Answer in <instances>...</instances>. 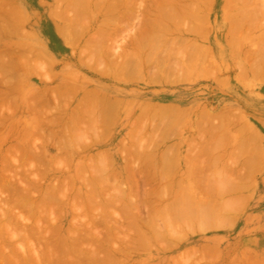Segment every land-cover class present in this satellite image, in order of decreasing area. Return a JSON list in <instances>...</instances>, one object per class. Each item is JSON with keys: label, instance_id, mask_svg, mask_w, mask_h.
Returning <instances> with one entry per match:
<instances>
[{"label": "rangeland", "instance_id": "374dc122", "mask_svg": "<svg viewBox=\"0 0 264 264\" xmlns=\"http://www.w3.org/2000/svg\"><path fill=\"white\" fill-rule=\"evenodd\" d=\"M96 1L100 6L101 0ZM108 1L112 7L117 8L116 3L119 2V5H124L118 6L122 21L117 17L120 14L110 18L103 16L101 7L93 8L85 15L89 21L85 16L83 18L86 29H74L79 33L83 30L80 37L76 35L75 38L72 30L74 40L70 37L67 40V36H64L65 28H68V21L77 13L69 10V6H63L66 11L62 7L57 9L61 1L0 0V264H111L112 258L116 260L113 264H264V83L258 74H253L254 71L260 74V67L264 66V17L259 15L264 8V0ZM124 1L128 6H125ZM203 1L204 5L201 3ZM71 7L75 8L74 5ZM56 9L61 13H54ZM242 9L248 13L240 14ZM184 12H187V16ZM232 12L252 26L248 25V30H242L240 34L231 37L228 26L234 17L230 15ZM124 13H128L125 18ZM163 14L166 19L169 15L168 19L171 16L176 18L175 23L169 20L168 26L164 24L166 30L170 24V27H179L177 33L171 32L169 28L167 35L161 37L162 41L157 44L160 43L161 48H164L169 46L170 41L174 47H186L192 50L191 58L188 59L184 53L185 60L182 59V62L173 58L172 54L166 55L165 51H162L163 54L159 50L155 51L159 53L158 60L146 58L142 62L153 80H149L150 76L141 75L127 78L125 84L97 74L108 68L112 56L119 55L118 50L120 54L125 51L131 55V38L142 18L152 16L165 19ZM190 14L194 15L191 19ZM118 18L123 25L120 23L121 28L110 31L108 40L104 41L107 42L102 48L103 54H107L105 58L97 53L93 55L89 48L95 43L99 25L104 22L114 24ZM191 25L201 27H194L200 33L188 34L186 27ZM61 30L65 31L62 32L64 37L61 36ZM86 42L90 45L88 49L84 47ZM194 47L198 48L194 49L198 53L193 50ZM112 49L115 53L111 52ZM88 59L94 65L91 62L89 65ZM95 66L100 69L97 70ZM177 66L179 71L174 69ZM172 70L175 72L170 75ZM183 71L191 75L187 76ZM156 72L159 76L154 74ZM87 92L91 95L88 96ZM98 93L107 97L103 99L107 107L110 104L116 106V121L111 122V119L112 124H100V113H94L97 122L93 120L94 110L91 105L96 106L97 113L98 107H106L100 101V105L91 101ZM85 96L89 97L88 101ZM85 101L88 103L85 104ZM155 103L170 104L176 111L182 110V115L187 114L184 115L186 123L171 126L164 136L162 127L152 133L143 130L129 136L127 133L130 129L120 123L123 117L118 114L119 111H137L138 108ZM112 111L109 112L112 114ZM105 117L102 115V119ZM149 126L155 127L154 124ZM201 127H206L209 132ZM135 154L148 155L158 160L166 154V160L170 159L168 163L174 169L171 168L172 171L167 173L176 176L172 178L167 173L164 176L167 175L170 183L171 180L175 183L171 206L175 212L179 209L177 211L187 220L185 223L180 222L181 219L176 220L178 226L174 227L182 228V232L181 229H175L176 233H172L176 237L172 236V231L161 229V232V227L156 226L159 228L156 234H163L161 237L153 234L159 238L155 240L149 231V225L154 219L149 220L150 223L147 221L149 206L144 202L153 182L150 183L144 177H147L148 167L141 168L142 160L146 158ZM20 159H23L21 163ZM195 160L197 163H194ZM202 163L204 169L196 173L198 179L190 183L192 189L198 192V198L190 204L183 194L189 188L185 177L187 166L196 170ZM174 166H177V174L174 173ZM244 175L249 176L245 178ZM164 176L162 178L166 179ZM177 182L184 188L176 187ZM238 187H242L238 193L227 194ZM95 190H100L102 194H90L88 200L87 195ZM127 193H131L132 197L126 196ZM106 195L113 198L115 203L105 206L109 208L105 213V224L100 219V213L103 204L108 201ZM18 196H21V200L17 205ZM91 201L96 206L91 208L96 209L97 214L89 209L93 206ZM129 203H134L135 208L139 207L138 212L132 208L142 226H137L139 230L136 231V228V232L134 229L126 230L128 224L120 221L123 218V207ZM2 204L10 205V211L5 212L8 207ZM11 204L15 207H11ZM90 222L94 228L88 226ZM112 226L115 229L120 226V232H116L118 229L111 231ZM94 230L102 235L105 242L108 238L112 244L107 245V242L104 245V241L99 243L89 240L87 232ZM106 230H110V233ZM28 231L32 232L31 236H25ZM141 231L144 235L147 233L145 238H151L150 242L143 238L144 243L140 240V244L133 243L134 235ZM27 236L30 240L25 238ZM76 237L81 239L77 241ZM127 239L129 242L134 240L132 246L131 242L127 244L132 247L128 246V250L125 244L128 243ZM179 239H182L181 242ZM89 243H92L91 247ZM97 243L101 245L100 250L99 247L96 248L98 250L94 248L95 253L92 248ZM70 245H73L72 248ZM133 245L135 248L141 245L146 250L136 248L135 252ZM74 246L77 250L82 246L78 250L80 253L75 251ZM48 249L50 251L47 253ZM123 251L128 256L120 253ZM107 252L112 253L110 259L107 258L109 255L106 257Z\"/></svg>", "mask_w": 264, "mask_h": 264}, {"label": "bare ground", "instance_id": "6f19581e", "mask_svg": "<svg viewBox=\"0 0 264 264\" xmlns=\"http://www.w3.org/2000/svg\"><path fill=\"white\" fill-rule=\"evenodd\" d=\"M56 1V0H55ZM59 1H61L60 2V4H62V6H60V4H59V7H57L56 6V8L57 9H59L60 7H62L63 8V6L64 7H66L67 8V6H69V10H72V11H74V13H77V14H75V18L73 17V19H70V21H68V24H67V27L68 28H65L66 29V32H65V34H64V36H67V40H68V37H70V38H76V35H80L82 32H83V30H82V32L81 33H79V32H75V30H78V31H81L80 29H86V27H85V24L83 25V23L84 22H82V21H84L83 20V18H84V16L86 15V13L87 14H89V10H91V9H93V8H97L98 9V7H101L99 10L100 11H102V14H103V16L105 15L106 17L107 16H109L110 18H112V16H114L115 14L116 15H119L120 14V10H118L119 8H118V6H120V5H123V4H120L119 5V3H116V5H117V8H116V6L114 7H112L111 5H110V3H109V1L108 0H106V1H102L101 0V4H100V6H98V3H97V1L95 0V2L93 1V0H59ZM70 1V2H69ZM115 1V0H114ZM121 1H123V0H121ZM127 1V0H126ZM126 1H124V3H125V6H128V4L126 5ZM132 1V0H131ZM199 1H201V0H199ZM263 1V0H262ZM116 2H118V0H116ZM130 2V1H129ZM133 2V1H132ZM157 2V1H156ZM198 2V1H197ZM196 2V3H197ZM264 2V1H263ZM121 3H123V2H121ZM158 3V2H157ZM162 3V2H161ZM173 3H174V1H173ZM199 3V2H198ZM201 3H203V5H204V1L203 2H201ZM206 3H207V1H206ZM131 4V3H130ZM139 4H141V3H139ZM158 4H160V3H158ZM209 4V3H208ZM262 4H264V3H262ZM75 6V8L74 7H71V6ZM113 5H115V4H113ZM124 6V5H123ZM140 6V5H139ZM158 6V5H157ZM160 6V5H159ZM243 6V5H242ZM247 6V5H246ZM251 6V5H250ZM80 7V8H79ZM150 7V6H149ZM252 7V6H251ZM264 7V6H263ZM72 8H74V10L72 9ZM128 8V7H127ZM131 8V6L129 7V9ZM56 9V10H57ZM61 9V8H60ZM224 9V8H223ZM239 9H241V7H239ZM55 10V12L54 13H56V12H59L60 10H57L56 11ZM63 10H65L64 8H63ZM76 10V11H75ZM128 10V9H127ZM192 10V9H191ZM258 10V9H257ZM260 10V9H259ZM264 10V8H262V10H261V13H259V15H262V17H264V12H262ZM66 11V10H65ZM135 11V10H134ZM187 11V10H186ZM189 11V10H188ZM229 11V10H228ZM233 11V10H232ZM235 11V10H234ZM243 11V12H242ZM251 11V10H250ZM96 12V11H95ZM244 12H246L244 15H246L248 12L245 10L244 11V9H242L241 11H240V14L242 13V15H243V13ZM252 12H253V9H252ZM60 13H61V11H60ZM62 13H65L64 11H62ZM147 13V12H146ZM153 13V12H152ZM184 13H186V14H184ZM183 14L184 15H186L187 16V12H184ZM189 13H192V11L191 12H189ZM228 13V12H227ZM250 13V12H249ZM126 13H124V18H125V16H127V14L125 15ZM150 14H151V12H150ZM174 14H176V13H174ZM226 14V13H225ZM234 14H236V11H235V13ZM233 14V12L230 14V15H233L234 17H233V19L232 20H230L229 18V20L231 21V23L229 24V20H227L228 22V24H229V30H228V32L230 31V33H228L231 37H232V35L233 34H240L241 32H242V30L244 31H246V30H248V28H247V26L249 25L250 26V24L251 23H247V21H244L243 19H242V17H237V15H234ZM115 15V16H116ZM154 15V14H153ZM166 15H168V14H166ZM191 15V17H190V19L192 18V16H194V15H192V14H190ZM229 15V16H230ZM58 16H59V14H58ZM121 16V14L119 15V16H117V17H120ZM143 16V15H142ZM157 16V15H156ZM159 16V15H158ZM163 16L165 17V15L163 14ZM170 16V15H169ZM168 16V17H169ZM202 16V15H201ZM51 17V16H50ZM60 17V16H59ZM168 17H167V19H166V17H165V19L163 18H159V17H152V16H146V17H144V18H142L143 20L141 21L140 20V25L138 26V28H137V30L135 31V35H134V37L133 38H131V40L133 39V41H131L130 42V44H132V45H130L131 46V48L130 49H132L131 51H129V52H131L130 54V56L129 55H127V53L125 52V51H122V55L120 54V50H118L119 51V53L117 52V54H119V55H116V56H112L113 57V60H115V61H106V62H108V68H104V69H102V70H100V73H97L98 75H100V76H104V75H106L107 77H108V79H110L111 81L112 80H118V81H121V82H123V83H125L126 84V82L128 81L127 80V78L129 79V78H132V77H140L141 75V77H143V76H150V75H148L149 74V72L146 70V68L145 67H143V64H142V62H143V60L144 59H149V58H151V59H153V61H154V59L155 60H158V58L160 57V56H158V54L159 53H161V54H163L162 53V51L164 52H166V55H170L171 56V54H172V57L173 58H175V59H177V60H181L182 61V59L183 60H185L184 58H183V54L185 53V55H187V58L189 59V58H191L193 55L191 54L192 53V50L191 51H189L190 49H187L186 47H174V44H171V42L169 41V46L168 47H164V48H161V46H160V43L159 44H157L160 40L162 41V39H160L161 37L163 38V36H165V35H167L166 34V32H168V29L170 28V29H172V31L171 32H173V31H176V33H177V29H178V27L177 28H175L174 26H171L170 27V25H169V28H167V30H166V27L164 26V24L165 25H167L168 26V23L172 20V21H174V19H176V18H174L175 16H171L169 19H168ZM185 17V16H184ZM236 17H237V19H236ZM63 18V17H62ZM85 18L87 19H89V17H87V16H85ZM84 18V19H85ZM91 18V17H90ZM121 18V17H120ZM120 18H118V20H117V22L115 21V22H113L114 24H111V23H109V24H107V22L105 23L104 21H102V22H104V23H101V25H99V27H100V30H99V33L97 32V34H95L96 35V37H95V40H94V44H92V46H91V48H89L90 50H92L93 52H92V54L93 55H95V53H97V54H99V56H102L103 58H105L104 56H106V55H104L103 53V50H102V48H103V46H105L104 44H106L107 45V42H104L105 40H108V37H109V35H110V31H114V29H116L117 27H120L121 28V26L123 25V23H121V21H122V18L120 19ZM173 18V19H172ZM179 18V17H178ZM66 19V18H65ZM87 19V21H89ZM104 19H105V17H104ZM119 19L121 20V21H119ZM179 19H183V17L182 18H179ZM199 19H201V18H199ZM205 19V18H204ZM64 19H62V21H63ZM69 20V19H68ZM93 22H95L94 21V19H91ZM106 20H107V18H106ZM135 20H137V19H135ZM170 20V21H169ZM198 20V19H197ZM202 20V19H201ZM190 21V20H189ZM198 21H200V20H198ZM197 21V22H198ZM203 21V20H202ZM201 21V22H202ZM67 22V21H66ZM176 21H174V22H171V23H175ZM194 22V21H193ZM196 22V21H195ZM200 22V23H201ZM249 22V21H248ZM252 22V21H251ZM21 23V22H20ZM88 23V22H87ZM120 23L122 24V25H120ZM125 23V22H124ZM80 24V25H79ZM126 24V23H125ZM131 24V23H130ZM134 24V23H133ZM203 24V23H202ZM90 25V24H89ZM89 25H88V28L87 29H89ZM160 25H162L163 27H161ZM194 25H195V23H194ZM255 25V24H254ZM55 26V25H54ZM83 26V27H82ZM87 26V25H86ZM125 26V25H124ZM200 26V25H199ZM251 26H252V24H251ZM259 26V25H258ZM76 27H78L77 29H76ZM183 27V26H182ZM199 28L197 25L196 26H193V25H191L190 27H186L187 28V33L189 34V33H195V32H197V34L198 33H200L199 31L200 30H196L195 28ZM227 27V28H228ZM261 27V26H260ZM56 28H58V27H56ZM201 28V27H200ZM199 28V29H200ZM254 28V27H253ZM67 29L69 30L68 32H67ZM75 29V30H74ZM203 29V28H202ZM260 29V28H259ZM58 30V29H57ZM64 30V29H63ZM73 30V34L75 35H73L74 37H72V31ZM125 30V29H124ZM184 30V29H183ZM116 31V30H115ZM170 31V30H169ZM255 31V30H254ZM59 32H60V29H59ZM58 32V33H59ZM63 31L61 30V33H62ZM63 32V33H64ZM130 32V31H129ZM180 32V31H179ZM184 32V31H183ZM60 33V34H61ZM63 33L61 34V36H63ZM174 33V32H173ZM173 33H171V34H173ZM181 33V32H180ZM186 33V32H185ZM206 33V32H205ZM130 34H131V32H130ZM196 34V35H197ZM132 35H133V33H132ZM176 35V34H175ZM180 35V34H179ZM194 35V34H193ZM202 35V34H201ZM201 35H200V37H201ZM60 36V37H61ZM63 36V37H64ZM77 36V37H78ZM82 36V35H81ZM199 36V35H198ZM80 37V36H79ZM94 37V36H93ZM235 37V36H234ZM69 38V39H70ZM164 38H166V37H164ZM167 39V38H166ZM165 39V40H166ZM234 39V38H233ZM74 40V39H73ZM91 40H92V38H91ZM174 40V39H173ZM173 40H171L172 41V43L174 42ZM181 40V39H180ZM72 41V40H71ZM128 41H129V39H128ZM88 42V41H87ZM87 42H86V44H84L85 46L84 47H87V49H88V46H90V45H88L87 44ZM90 43L92 42V41H89ZM164 42V41H163ZM236 42V41H235ZM89 43V44H90ZM166 43H168V42H166ZM175 43V42H174ZM185 43H186V41H185ZM229 43H230V41H229ZM155 44H157V45H155ZM171 44V45H170ZM184 44V43H183ZM189 44V43H188ZM192 44V43H191ZM232 44V43H231ZM110 45V44H109ZM155 45V46H154ZM164 46H166V44H163ZM233 45V44H232ZM158 46V47H157ZM163 47V46H162ZM119 48V47H118ZM185 48V49H184ZM192 48V47H191ZM187 49V50H186ZM197 50L195 47L193 48V50ZM89 50V51H90ZM102 50V51H101ZM104 50H105V48H104ZM110 50V49H109ZM113 50V51H112ZM111 50V52H113V53H115V50L114 49H112ZM159 50V53H155V51L157 52ZM194 50V51H195ZM161 51V52H160ZM186 51V52H185ZM187 51H188V53H187ZM193 51V52H194ZM198 51H201V50H198ZM31 52V51H30ZM101 52H102V54H101ZM126 53V54H124V53ZM191 52V53H190ZM196 52V51H195ZM194 52V53H195ZM84 53V52H83ZM91 53V52H90ZM170 53V54H169ZM196 53H198V52H196ZM195 53V55H197ZM92 54H91V56H92ZM101 54V55H100ZM124 54V55H123ZM165 54V53H164ZM174 54V55H173ZM181 54V57L179 56ZM188 54H190V55H188ZM81 55L83 56V54L81 53ZM192 55V56H191ZM194 55V56H195ZM199 55V54H198ZM205 55V54H204ZM262 55V54H261ZM84 56H86L87 57V55H84ZM88 56H90L89 54H88ZM96 56H98V55H96ZM110 56V55H109ZM175 56V57H174ZM177 56V57H176ZM37 57V56H36ZM162 57H164V56H162ZM203 57V56H202ZM87 58H89V57H87ZM106 58H108V57H106ZM93 60L95 59V58H92ZM169 59H170V57H169ZM89 60V59H88ZM87 60V61H88ZM90 60H91V58H90ZM89 60V65H91L93 62H91ZM99 60H100V58H98V62H99ZM107 60V59H106ZM120 60V61H119ZM195 60V59H194ZM197 60H199V59H197ZM94 61H97V59H95ZM104 61H105V59H104ZM149 61V60H148ZM152 61V62H153ZM193 61V60H192ZM90 62H91V64H90ZM101 62H102V60H101ZM100 62V63H101ZM151 62V63H152ZM174 62V61H173ZM179 62V61H178ZM183 62V61H182ZM185 62V61H184ZM96 63V62H95ZM103 63V62H102ZM175 63V62H174ZM173 63V64H174ZM179 63H181V62H179ZM98 65H101V64H99V63H97ZM96 64V65H97ZM157 63H155L154 64V66L156 65ZM164 64V63H163ZM202 64H203V62H202ZM93 65H94V63H93ZM149 65V64H148ZM181 65H183V64H181ZM151 66V65H150ZM200 66H201V64H200ZM203 66H204V64H203ZM99 67V66H98ZM103 67V66H102ZM186 67H187V65H186ZM189 67V66H188ZM187 67V68H188ZM256 67V66H255ZM255 67H253V68H255ZM262 67H264V66H262ZM262 67H260L261 69H260V74L259 73H257V71L255 72H253V74L254 73H256V74H258L259 75V78L261 79V80H263V83H264V68H262ZM94 68H96L97 69V67L95 66ZM164 68V67H163ZM177 68V69H176ZM180 68H181V66H180ZM182 68H183V66H182ZM181 68V69H182ZM206 68H207V66H206ZM211 68V67H210ZM257 68H258V66H257ZM89 69V68H88ZM92 69V68H91ZM100 69V68H99ZM99 69H97V70H99ZM173 69V68H172ZM174 69H176V70H178L179 69V66H177V67H175ZM181 69H180V71H181ZM190 69V68H189ZM219 69V68H218ZM259 69V68H258ZM96 70V71H97ZM160 69H158L157 71H159ZM163 70H165V69H163ZM168 70V69H167ZM184 70H186L185 68H184ZM188 70V69H187ZM186 70V71H187ZM206 70V69H205ZM217 70V69H216ZM256 70V69H255ZM96 71H95V73H96ZM156 71V70H155ZM154 71V72H155ZM175 72V70H172L171 72H169V74L170 73H172V72ZM179 71V70H178ZM186 71L184 72L185 74H188L187 76H190L189 75V72L188 73H186ZM192 70H190V72H191ZM204 71V70H203ZM207 71V70H206ZM94 72V71H93ZM99 72V71H98ZM163 72V71H162ZM164 72H166V71H164ZM158 72H156V73H154L155 75L157 74ZM160 73V72H159ZM194 73V72H193ZM192 73V74H193ZM211 73V72H210ZM218 73H220V72H218ZM161 74V73H160ZM163 74V73H162ZM180 74H182V73H180ZM214 74V73H213ZM158 75V74H157ZM165 75V74H164ZM167 75V74H166ZM171 75V74H170ZM206 75V74H205ZM208 75V74H207ZM216 75V74H215ZM255 75V74H254ZM159 76V75H158ZM186 76V77H187ZM213 76V75H212ZM256 76V75H255ZM163 77V76H162ZM170 77V76H169ZM204 77V76H203ZM211 77V76H210ZM151 78H152V76H150L149 77V80H151ZM206 78V77H205ZM214 78V77H213ZM143 79V78H142ZM174 79V78H173ZM152 80H153V78H152ZM222 80V79H221ZM161 81V80H160ZM177 81H178V79H177ZM147 84V83H146ZM59 90V89H58ZM60 91H61V89H60ZM88 94L90 93V92H87ZM61 94V93H60ZM93 94V93H92ZM95 94V93H94ZM91 94H89L88 96H90ZM62 96H64L63 94H62ZM92 96H95V95H92ZM87 96H85V98H86ZM94 98V100L91 98V101H95V103L94 104H97V103H99V101L101 102V103H103V99H107V97L106 96H104V95H101V94H99L98 93V95L97 96H95V97H93ZM84 99V98H83ZM88 99H89V97H87V101H88ZM114 101H116V102H118L119 100H114ZM113 101V102H114ZM86 102V101H85ZM106 102H108V101H106ZM120 102V101H119ZM88 102H86L85 104H87ZM101 103H99V105L101 104ZM110 103V102H109ZM112 103V102H111ZM91 104H92V102H91ZM99 105H97V106H99ZM102 105H104V106H106V104H102ZM146 105V104H145ZM80 106V105H79ZM130 106V105H129ZM95 107L96 106H94L93 105V107H92V105H91V108H92V110H94V112H93V114L95 113V114H99L100 113V115L102 114L105 118H103L102 119V115H101V118L99 119V122H100V124H101V122H102V124L103 123H105L106 125H107V122H110V120L111 119H113V121L111 120V122H115L116 121V119H114V116L115 115H117L116 114V112H115V107L114 106H112L111 104L109 105V107H98V113H97V108H96V111H95ZM111 107H113V108H111ZM176 107V106H175ZM94 108V109H93ZM99 108H100V111L101 112H99ZM117 109V108H116ZM175 109V110H174ZM172 108V105H170V104H166V103H155V105H146V106H144V107H142L141 109H139L138 108V110L137 111H132L131 112V110H128V111H126V109H121L120 111H119V113L118 114H120V116L121 117H123V119H121L120 120V123H123V124H125L130 130H129V132L127 133L129 136H131V135H133L134 133H140L141 131H143V130H145V131H147V132H149V133H152L155 129H160L161 127L162 128H164V130H162L163 131V135L162 136H164V134H165V132H168V130H170V127L171 126H176V125H181L182 123H186V118H184V115H187V114H184V115H182L183 114V112H182V110H180L181 112H179V110L178 111H176V108ZM111 110H114V111H112V114L109 112V111H111ZM73 111V110H72ZM75 111V110H74ZM88 112V111H87ZM73 113V112H72ZM80 113V112H79ZM86 114V113H85ZM95 114L92 116L93 117V120H97L94 116H95ZM206 116V115H205ZM119 117V116H118ZM72 118V117H71ZM80 118V117H79ZM90 118V117H89ZM153 118L155 119V122H154V120H153ZM208 118V117H207ZM104 121H102V120ZM117 119H119V118H117ZM77 120V119H76ZM89 120V119H88ZM101 120V121H100ZM184 120V121H183ZM72 121V120H71ZM91 121H92V119H91ZM69 122V121H68ZM74 122V121H73ZM78 122V121H77ZM76 122V123H77ZM93 122V121H92ZM97 122V121H96ZM98 122V123H99ZM110 122V124H112ZM181 122V123H180ZM229 122V121H228ZM75 123V124H76ZM79 123V122H78ZM77 123V124H78ZM98 123H97V125H98ZM180 123V124H179ZM74 124V123H73ZM99 124V125H100ZM110 124H108V125H110ZM145 124H147V125H145ZM148 124L150 125H152V124H154L155 125V127H152L151 128V126H149L148 127ZM232 125V124H231ZM228 126V125H227ZM226 126V127H227ZM26 128V127H25ZM96 128V127H95ZM95 128H93V129H95ZM201 128H203V127H201ZM206 128V127H205ZM205 128H203V129H205ZM224 128V127H223ZM82 129V128H81ZM90 129H92V128H90ZM104 129V128H103ZM218 129V128H217ZM226 129V128H225ZM205 131H206V129H205ZM206 132H209V130H207ZM27 133V132H26ZM148 133V135H150ZM220 133H222V132H220ZM220 133H218V134H220ZM131 134V135H130ZM158 134V133H157ZM168 134V133H167ZM207 134V133H206ZM153 135V134H152ZM151 135V136H152ZM156 135V134H155ZM216 135V134H215ZM168 136V135H167ZM223 136V135H222ZM153 137V136H152ZM156 137V136H155ZM225 137V136H224ZM164 138V137H163ZM162 138V139H163ZM18 144V143H17ZM191 145H193V144H191ZM222 145V144H221ZM188 146V145H187ZM197 146V144H195V147ZM13 147H14V145H13ZM33 147V146H32ZM190 147H192V146H190ZM189 147V148H190ZM198 147V146H197ZM167 148V147H166ZM217 149V148H216ZM14 150V149H13ZM211 152V151H210ZM34 153V152H33ZM39 153H41V152H39ZM167 153V152H166ZM195 153V152H194ZM197 153V152H196ZM199 153V152H198ZM35 154V153H34ZM192 154V153H191ZM200 154V153H199ZM23 155V154H22ZM166 154H164V158H160V160H158L157 158H155V157H153V158H151L150 156H148V155H143V154H138V155H136L135 154V156H138V157H141V158H146V159H143L142 160V164H143V166L141 165V168L142 167H148V169H147V171H148V174H147V177L146 176H144L145 178H146V180L147 181H150V183L151 182H153L152 184H153V187L152 188H150L151 190H149L147 193H146V198H145V201L146 202H144V203H148V206H149V208H147V209H149V214H148V218H147V221L149 222V220H151V219H154V221H155V219H157V221L156 222H158L157 224L154 222V221H152L151 223H150V225H149V227H147V229L149 228V231L152 233V235L154 234V235H157L156 234V231L159 229V231H161V229L163 230H165V229H168L169 231H172L171 232V234L172 233H176V231H175V229H181L180 231L182 232V228H176L178 225H176L175 223H177L176 222V220L178 221L179 219H181L182 221H180V222H186L187 220H186V218H184V216H183V214H181L180 212H178L177 210H179V209H177L176 210V212H175V210H173V208H172V198L174 197L173 195L175 194H173V189H174V187H175V183L171 180V178H169L170 180H171V183L169 182V180H167V175H168V173L167 172H170V170H171V168H172V170L174 169L173 167H171L170 165H169V163H168V161H170V159L169 160H166V156H165ZM212 155V154H211ZM223 155V154H222ZM26 156V155H25ZM168 156V155H167ZM194 156V155H193ZM197 155H195V159L197 158L198 159V157H196ZM199 156V155H198ZM34 157V156H33ZM221 157V156H220ZM191 158H192V156H191ZM192 159H194V158H192ZM191 159V160H192ZM196 159V160H197ZM23 159H20V163H21V161H22ZM196 160H195V162L194 163H197L196 162ZM58 161V160H57ZM128 161V160H127ZM102 162V161H101ZM179 162V161H178ZM193 162H191V163H193ZM239 162V161H238ZM105 163V162H104ZM172 163V162H171ZM193 163V165H195ZM245 163H247V162H245ZM15 164H17V163H15ZM14 164V165H15ZM103 164V163H102ZM185 164V163H184ZM240 164V163H239ZM13 165V164H12ZM18 165V164H17ZM24 165V164H23ZM31 165V164H30ZM34 165V164H33ZM36 165V164H35ZM34 165V166H35ZM197 165V164H196ZM20 166H22V165H20ZM26 166V165H25ZM177 166H178V164H177ZM177 166L175 167V171H174V173L177 171ZM179 166H180V168H181V165H180V163H179ZM3 167V166H2ZM5 167V166H4ZM7 167V166H6ZM9 168H10V166H8ZM12 167V166H11ZM208 167V166H207ZM187 168H188V170H187V175L185 176V177H187V182H189V186H187V187H189L188 189H186V190H184V193L183 194H185L186 195V198H187V200H188V202L190 203V204H192V202H193V199H195V198H198V196L196 195V193H198L197 191L195 192V190H193L192 189V187L190 186V183L192 182V180L194 181V179H196V177H195V174L196 173H199V172H201L203 169H204V165H203V163L199 166V168H197L196 170L195 169H192V166H191V169H190V167H188L187 166ZM186 168V169H187ZM193 168H196V167H194L193 166ZM250 168V167H249ZM23 169H24V167H23ZM37 169V168H36ZM138 169H140V167L138 168ZM137 169V170H138ZM185 169V170H186ZM251 169V168H250ZM142 170V169H141ZM171 170V171H172ZM139 172V171H138ZM140 173V172H139ZM143 173H144V171H143ZM142 173V174H143ZM167 173V175H165L164 176V174H166ZM29 174V173H28ZM170 174H172V176L171 175H168V176H171L172 178H175V176L173 177V173H170ZM175 174H177V172L175 173ZM181 174V173H180ZM183 174V173H182ZM162 176H164V178H166V179H163L162 178ZM245 176V178H248V176L247 175H244ZM247 176V177H246ZM195 177V178H194ZM182 178V177H181ZM198 179V178H197ZM196 179V180H197ZM180 180V179H179ZM245 180H247V179H245ZM181 181V180H180ZM37 182V181H36ZM97 182V181H96ZM177 184V186L176 187H178V188H181L182 187V184H178V182L176 183ZM99 185V184H98ZM102 185V184H101ZM179 185H181V186H179ZM31 186H32V184H31ZM26 187V186H25ZM33 187V186H32ZM28 188V187H27ZM184 187H182V189H183ZM239 189H236V190H234L233 192H227V194L229 195H233V194H236V193H238L240 190H241V188L242 187H238ZM31 189V188H30ZM34 189V188H33ZM25 190V189H24ZM27 190V189H26ZM100 191V190H99ZM99 191H97V190H95V192L94 191H92L93 193H89L88 195H87V199H88V196H90V194H93V195H97V194H102V193H100ZM52 192H54V190L52 191ZM57 192H59V190L57 191ZM175 192V191H174ZM201 192V191H200ZM120 193H122V192H120ZM208 193V192H207ZM110 194V193H109ZM131 193H127V195L126 196H128V197H132L131 195H130ZM173 194V195H172ZM206 194V193H205ZM226 194V193H225ZM2 195V194H1ZM111 195V194H110ZM124 195V194H123ZM130 195V196H129ZM11 196V195H10ZM98 196V195H97ZM106 196H108V195H106ZM114 196V195H113ZM117 196V195H116ZM116 196L114 197L115 199H116ZM120 196V195H119ZM12 197H13V195H12ZM18 197H20L18 200H17V205H18V202H19V200H21V196H18ZM112 197V196H111ZM7 198V197H6ZM9 198V197H8ZM123 199V198H122ZM129 199V198H128ZM199 199H201V197H199ZM8 200V199H7ZM16 200V199H15ZM89 200V199H88ZM108 200V201H107ZM113 200V198L112 199H110L109 198V196H108V199H106V201L107 202H105V204H103V209H102V212L100 213L101 214V216H102V218H100L101 220L103 219V221L105 222V213L106 212H108L109 211V208H106L105 206L106 205H108V203L110 204H114L115 203V201H112ZM168 200H169V202H168ZM197 200V199H196ZM127 201V200H126ZM130 201V200H129ZM128 201V202H129ZM135 201V200H134ZM144 201V200H143ZM15 202V201H14ZM92 203H90V204H93V201H91ZM141 202V201H140ZM5 203H7V201H5ZM103 203V202H102ZM143 203V204H144ZM8 204V203H7ZM7 204H2V205H4V206H6V207H8V209H6V211L5 212H7V210L8 211H10L9 210V206L10 205H8L7 206ZM16 204V203H15ZM90 204H89V206H90ZM130 204H132V203H129V204H127L126 206H124L123 208V218L122 217H120V218H122V219H120V221L121 220H123L122 222H124V223H126V224H128V225H126V227H125V229L126 230H131V229H134L133 231H135V229L137 228V226L138 227H142V226H140V224L138 223L139 221V219L140 218H137L136 217V215H135V213L134 212H132L133 210H134V208H135V205H130ZM177 204H179V200L177 201ZM207 204H209V203H207ZM125 205V204H124ZM213 205V204H212ZM13 206H14V204H13ZM12 206V204H11V207H13ZM88 206V205H87ZM99 206V205H98ZM11 207H10V209H11ZM15 207V206H14ZM91 207H93V208H95L96 206L93 204V206H90L89 207V209L91 208ZM212 207V206H211ZM99 208V207H98ZM132 208H133V210H132ZM137 208H139V207H137ZM137 208H135V210L134 211H137L138 212V209ZM213 208V207H212ZM107 209H108V211H107ZM175 209V208H174ZM90 210H92L93 212L94 211H96V212H94V214H97V210L96 209H90ZM111 210V209H110ZM104 211V212H103ZM89 212V211H88ZM116 212V211H115ZM130 212H132V213H130ZM136 212V213H137ZM183 212H185V211H183ZM93 214V215H94ZM114 214V213H113ZM118 214V213H117ZM147 215V214H146ZM116 216V215H115ZM114 216V217H115ZM139 216V215H138ZM91 218L93 217L92 215L90 216ZM98 217V216H97ZM116 217H118V216H116ZM99 218V217H98ZM184 218V219H183ZM95 219V218H94ZM119 219V218H118ZM160 219H161V222H159L160 221ZM159 220V221H158ZM92 221V220H91ZM137 221V222H136ZM146 221V220H145ZM93 222V221H92ZM92 222H90V223H88V226H90V227H92L93 226V228H94V225H93V223ZM144 222V221H143ZM142 223V222H141ZM148 223V224H149ZM152 223H155V225H153ZM160 223H162V226H160L161 224ZM105 224H106V222H105ZM139 224V225H138ZM160 224V225H159ZM111 225V224H110ZM109 225V226H110ZM115 225V224H114ZM113 225V226H114ZM153 225V226H152ZM176 225V227H174ZM86 226H87V224H86ZM108 226V225H107ZM112 226V227H113ZM117 226V225H116ZM127 226H128V228H127ZM146 226H148V225H146ZM156 226H159V228L158 227H156ZM187 226V225H186ZM111 227V226H110ZM120 227V226H119ZM119 227H117V229L119 228ZM155 227L157 228V229H155ZM181 227V226H180ZM109 228V227H108ZM113 228H114V230H113ZM112 229H111V231H116L117 229H115V227H113ZM124 228V227H123ZM120 229H118V231H116V232H120L119 231ZM137 230H139L138 228L136 229V231ZM141 230V229H140ZM167 230V231H168ZM189 230V229H188ZM107 231V233L109 234L110 233V230H106ZM135 231V232H136ZM166 231V230H165ZM30 231H28V233H26L25 234V236L26 235H28V236H31L32 234V232L31 233H29ZM113 232V233H114ZM161 232H163V231H161ZM161 232H157V233H160L159 235H157V236H159V237H161L162 236V234H161ZM186 232V231H185ZM188 232V231H187ZM76 233V232H75ZM31 234V235H30ZM116 234H118V233H116ZM141 234H142V236H141ZM147 234V233H146ZM145 234V235H146ZM166 234V233H165ZM24 235V234H23ZM75 235V234H74ZM91 235V236H90ZM124 235V234H123ZM144 234H143V232L141 231V232H139V233H136L135 235H134V240H135V242H133V243H135V244H140L138 241L140 240L142 243H144L142 240H143V238H145V235L143 236ZM153 235V236H154ZM170 235V234H169ZM174 234H172V236H173ZM28 236L27 237H25V238H27V239H29L28 238ZM77 236V235H76ZM102 236V235H101ZM101 236L99 235V233H97L96 232V230H94L93 232H91V231H88L87 232V238L89 239V240H91V241H93V242H99V243H101V242H103L104 240H103V237L101 238ZM156 236V237H157ZM175 236V235H174ZM173 236V237H174ZM109 237H111V236H109ZM115 237V236H114ZM117 237V236H116ZM155 236H154V238H155V240H157V239H159V238H156ZM166 237V236H165ZM176 237V236H175ZM177 237H179V236H177ZM24 238V239H25ZM101 238V239H100ZM112 238V237H111ZM110 238V239H111ZM131 238V237H130ZM149 238V237H148ZM146 239V240H149L148 242H150V239ZM76 239H77V241L79 240V239H81V238H77L76 237ZM108 238H106V241L108 242H105L104 241V245H106V243H107V245H109V243H111L112 244V241L111 240H107ZM117 239V238H116ZM169 239V238H168ZM167 239V240H168ZM30 240V239H29ZM146 240H144L145 242H147ZM182 240V239H181ZM181 240L179 239V242H181ZM111 241V242H110ZM118 241V240H117ZM120 241V240H119ZM173 241H174V239H173ZM173 241H171V242H173ZM30 242V241H29ZM90 242V241H89ZM127 242L128 243H125L126 244V246H127V244H129L130 242H129V240L127 239ZM130 243V245L132 246V244L133 243ZM137 242V243H136ZM147 242V243H148ZM169 242V241H168ZM77 243H79V242H77ZM114 243V242H113ZM121 243H123V240L121 241ZM146 243V245L149 247L150 245L149 244H147ZM160 243V242H159ZM175 243H177V242H175ZM92 244V243H91ZM91 244L89 243V246L91 247ZM94 244V243H93ZM98 244V243H97ZM95 245V246H93V248H92V250L95 252V253H97L96 252V250H100V247H99V245H101V244H98V245ZM151 244V243H150ZM174 244V243H173ZM180 244V243H179ZM79 245V244H78ZM116 245V244H115ZM130 245H128L129 247H131ZM71 246H73V245H70V247ZM97 246V247H96ZM127 246V250L129 249V247ZM139 247H136V248H138V250H140L142 247H140L141 245H138ZM75 247V246H74ZM80 247V249L78 248V250H81L82 248V246H79ZM99 247V248H98ZM109 247H111V246H109ZM46 248H48V247H46ZM50 248V247H49ZM72 248V247H71ZM75 248H76V250H75ZM75 248H73L76 252H78V253H80L78 250H77V247H75ZM96 248H98V249H95ZM108 248V247H107ZM124 248V249H125ZM132 248V247H131ZM133 248H135V246L133 245ZM135 248V252H137V249ZM51 249V248H50ZM91 248H89V250H90ZM101 249H103L102 247H101ZM110 249H112V248H110ZM125 249V250H126ZM88 250V251H89ZM141 250H146V249H141ZM47 251V253L50 251L49 249L48 250H46ZM87 251V252H88ZM93 251H92V253H93ZM107 251H110L109 249H107ZM114 253H115V251L114 250H112ZM195 251V250H194ZM212 251V250H211ZM35 252V251H34ZM81 252H83V251H81ZM90 252H91V250H90ZM100 252V251H99ZM117 252V251H116ZM125 251H123V252H120V253H123V254H125L124 253ZM91 253V255H93ZM107 253H109V252H107ZM106 253V257L107 258H111L112 256H110V254L112 255V253H109V254H107ZM130 253V252H129ZM128 253V254H129ZM90 254V253H89ZM126 255V254H125ZM124 255V256H125ZM104 256H105V253H104ZM126 256H128V255H126ZM89 258H91V257H89ZM93 258V257H92ZM109 258V259H110ZM116 258V257H115ZM204 258V257H203ZM108 259V260H109ZM114 258H112V259H110L111 261H112V263L111 264H113V261L114 262H116V260H113ZM130 259V258H129ZM106 260V259H105ZM109 260V261H110ZM128 260V259H127ZM187 260V259H186ZM107 261V260H106ZM76 262V261H75ZM186 262H188V261H186ZM207 262V261H206ZM106 263H108V261L106 262ZM110 263V262H109ZM122 263V262H121ZM134 263V262H133ZM76 264H77V262H76ZM183 264V263H182Z\"/></svg>", "mask_w": 264, "mask_h": 264}]
</instances>
